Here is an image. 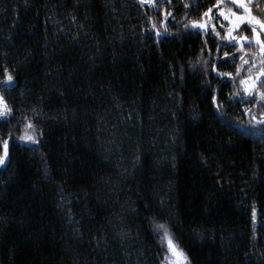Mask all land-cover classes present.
<instances>
[{
	"label": "trees",
	"instance_id": "16d2710c",
	"mask_svg": "<svg viewBox=\"0 0 264 264\" xmlns=\"http://www.w3.org/2000/svg\"><path fill=\"white\" fill-rule=\"evenodd\" d=\"M216 4L0 0V264H168L153 219L190 264H264V101L240 84L261 57L190 27Z\"/></svg>",
	"mask_w": 264,
	"mask_h": 264
},
{
	"label": "snow or ice",
	"instance_id": "6c2138e0",
	"mask_svg": "<svg viewBox=\"0 0 264 264\" xmlns=\"http://www.w3.org/2000/svg\"><path fill=\"white\" fill-rule=\"evenodd\" d=\"M141 3H144L145 0H140ZM171 2V0H169ZM233 6H236V10H233L232 7H229L225 10V8L220 7L221 0H217V4L214 5L217 9L218 16L217 19L222 18V22L219 27L221 31H224V35L221 36V31H217L216 23H211L213 17L210 15L213 11V8L210 7L203 13V20H193L191 21V26L193 28H197L203 31H207L209 29V25L211 23V31L222 40H227L229 44L233 47L235 45L240 46V50H243L244 43L247 41L248 43H254L256 47L259 49V55L261 57L260 60V70L256 74L255 77L252 75L247 76L244 79L240 80V84L243 85L244 93L248 96H252L255 92L258 96L259 101H264V91H260L257 88V82L259 81L261 87H264V19L260 18L257 15L253 14V7L264 11V0H230ZM188 7V5H185ZM170 15V13H168ZM226 22V24L224 23ZM241 25H245L250 28V35H236L234 33L237 32L241 28ZM152 27L155 29L157 25L155 23L152 24ZM185 27H188L185 25ZM167 26H165L164 31H167ZM156 35L159 36L160 32L157 31ZM219 47V45H218ZM255 55V54H253ZM224 56H229V52H224ZM242 65L249 64V61L245 59L244 56L240 57ZM208 62L205 61V66H207ZM215 69V65H213ZM251 71V69H249ZM237 75L240 73V67L236 69ZM220 76H229L231 77L232 73H218ZM12 86H15V79L12 71L5 67L3 69V79L0 80V88L5 90H9ZM239 95V93H237ZM212 103L217 108V110L221 107V102L218 101L215 95L212 96ZM35 113V109H33ZM245 115L250 116L249 124L253 127L264 126V113H261L259 117L252 114L251 110L246 108L244 110ZM38 115V113H36ZM14 116L13 107L9 105L5 95L0 94V119L8 121L10 118ZM21 123L23 125V132L19 135L18 139L21 142H30L32 144H38L39 140L37 139L38 129L36 124L33 122V119L22 116ZM42 135V133H40ZM10 142H11V133H9L8 138H4L0 136V168L6 167V164L10 161ZM256 214L255 209H253V220H255ZM152 230L158 234L161 243L166 247V256L165 260L168 264H190L188 256L186 252L180 248L178 242L173 236L170 226L165 222H160L155 219L151 222Z\"/></svg>",
	"mask_w": 264,
	"mask_h": 264
},
{
	"label": "rangeland",
	"instance_id": "374dc122",
	"mask_svg": "<svg viewBox=\"0 0 264 264\" xmlns=\"http://www.w3.org/2000/svg\"><path fill=\"white\" fill-rule=\"evenodd\" d=\"M220 7L225 8V10H226L227 8H229V7H232L233 10H236L235 7L231 4V2L224 1V0H223V1L221 0ZM210 15L213 17V20L211 21V23H216V25H217V31H221L219 25H220V23L222 22V18H219V19L216 18V17L218 16L217 9L215 8V9L212 11V13H211ZM203 19H204V18H203ZM211 23H210V25H209V29H208V30H211ZM224 23L226 24V22H224ZM190 27H191L192 29H195V30L203 31V30H200V29H197V28H193V27L191 26V24H190ZM226 30H227V28L224 29V31H226ZM224 31H221V32L223 33V35H224ZM237 31H238V30H237ZM253 43H254V40H253ZM254 44H255V43H254ZM253 54H255V55H246V56H245V59H247V60H250V59L253 60V62H252V67H253V68H256V67H257V70L254 71V73L252 74V76L255 77L256 74L259 72L260 68H258V64H259L258 55H256V53H253ZM262 79H264V78H262ZM259 84H260V83H259V81H258V82H257V88H258V85H259ZM258 89H259V88H258ZM243 90H244V89H243ZM259 90H260V89H259ZM253 94H255V93H253Z\"/></svg>",
	"mask_w": 264,
	"mask_h": 264
},
{
	"label": "water",
	"instance_id": "95a60500",
	"mask_svg": "<svg viewBox=\"0 0 264 264\" xmlns=\"http://www.w3.org/2000/svg\"><path fill=\"white\" fill-rule=\"evenodd\" d=\"M224 1H228V2H230V0H224Z\"/></svg>",
	"mask_w": 264,
	"mask_h": 264
}]
</instances>
